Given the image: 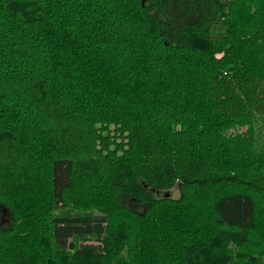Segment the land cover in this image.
I'll return each instance as SVG.
<instances>
[{
	"label": "trees",
	"instance_id": "1",
	"mask_svg": "<svg viewBox=\"0 0 264 264\" xmlns=\"http://www.w3.org/2000/svg\"><path fill=\"white\" fill-rule=\"evenodd\" d=\"M0 264H264V0H0Z\"/></svg>",
	"mask_w": 264,
	"mask_h": 264
},
{
	"label": "rangeland",
	"instance_id": "2",
	"mask_svg": "<svg viewBox=\"0 0 264 264\" xmlns=\"http://www.w3.org/2000/svg\"><path fill=\"white\" fill-rule=\"evenodd\" d=\"M173 194H174V196H176V197L179 195L178 191L173 192ZM89 243H94V244H98V245H100L99 242H95V241H94V242H93V241L88 242V244H89Z\"/></svg>",
	"mask_w": 264,
	"mask_h": 264
}]
</instances>
